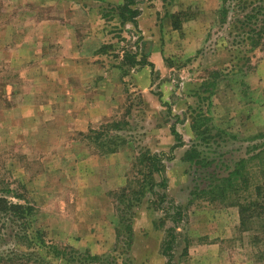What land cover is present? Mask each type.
Wrapping results in <instances>:
<instances>
[{
	"label": "rangeland",
	"instance_id": "obj_1",
	"mask_svg": "<svg viewBox=\"0 0 264 264\" xmlns=\"http://www.w3.org/2000/svg\"><path fill=\"white\" fill-rule=\"evenodd\" d=\"M134 1L0 0V264H264V0Z\"/></svg>",
	"mask_w": 264,
	"mask_h": 264
},
{
	"label": "trees",
	"instance_id": "obj_2",
	"mask_svg": "<svg viewBox=\"0 0 264 264\" xmlns=\"http://www.w3.org/2000/svg\"><path fill=\"white\" fill-rule=\"evenodd\" d=\"M132 5H135V1L134 0H126V3L125 5H123L122 7L119 8L121 14H124L126 13L128 17L125 18V21H131V22H134L136 23V17L139 13L138 9L136 8H133ZM228 15V11L227 10H224V18L227 17ZM252 17H249L248 19L250 20V22H252L251 20ZM254 32H257L256 30H254ZM259 32V31H258ZM129 56V55H128ZM129 57L131 58H135V54H132L130 55ZM140 64H143V63H140ZM172 132L173 134L175 135L176 139L178 140V142H180V136L179 134L177 133L176 129L173 128L172 129ZM150 157V156H149ZM151 158L155 161V162H158L160 161V157L159 156H151ZM241 164L243 165L244 164V161L241 162ZM158 171V173H160V175L163 173L160 169V167H156ZM242 177V180H244L245 176L243 175V173L241 171H235L233 173H231V175L229 176L228 179H225L226 183H223L222 184H219L216 186V188L220 191V192H224L226 190H228V185L229 186H236L234 185L235 182L238 180L239 182V178ZM163 180H162V183H161V186H166V179L164 177H162ZM237 179V180H236ZM234 180H236L234 182ZM229 183V184H228ZM232 190H234V188L232 187ZM18 208L17 209H22L23 207L22 206H17ZM44 243V241H42Z\"/></svg>",
	"mask_w": 264,
	"mask_h": 264
}]
</instances>
